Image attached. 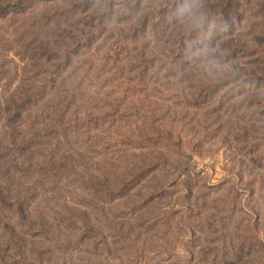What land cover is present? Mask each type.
I'll return each mask as SVG.
<instances>
[{"label": "rangeland", "instance_id": "rangeland-1", "mask_svg": "<svg viewBox=\"0 0 264 264\" xmlns=\"http://www.w3.org/2000/svg\"><path fill=\"white\" fill-rule=\"evenodd\" d=\"M232 2L234 26L225 34L247 45L236 58L210 46L213 21L211 30H203V19L210 18L206 5L220 0H144L142 10L154 15L147 40L135 32L121 40L120 60L112 51L108 62L112 43L100 40L59 67L55 87L66 80L67 87L80 88L84 103L60 148L69 163L60 182L43 176L58 146L43 131L49 132L59 97L41 87L54 70L42 57L48 43L71 42L81 17L43 2L36 13L0 20V178L7 200L21 203L25 212L20 217L0 205V264H264V0ZM161 10L167 18L162 23ZM195 12L203 31L180 49L172 33L192 24L183 15ZM144 50L153 77L149 89L125 93L120 77L134 75L127 60L136 56L142 69ZM233 63L257 78L227 82L208 98L207 86L200 87L199 106H187L183 74L196 70L199 78L215 79ZM171 74L177 78L162 80ZM11 99L25 112L15 145L5 128ZM151 116L163 118L173 141L136 138L147 128L144 117ZM143 145L164 157L132 190L113 197L90 179L107 175L112 185L124 159Z\"/></svg>", "mask_w": 264, "mask_h": 264}, {"label": "trees", "instance_id": "trees-1", "mask_svg": "<svg viewBox=\"0 0 264 264\" xmlns=\"http://www.w3.org/2000/svg\"><path fill=\"white\" fill-rule=\"evenodd\" d=\"M232 1L233 0H220V3L217 5H206L210 18L203 19V30L206 31V29H210V25L213 21L214 28L211 32L215 38L212 36L209 43L211 44L210 46L214 47L215 50L219 49L223 53L234 52L235 54H233L232 58H236L240 53L246 51L247 45L244 46V41L233 38L231 34H225L227 30L231 31L234 26L232 21V14H234ZM43 2L45 3V7L53 3L54 6L59 8V10L63 9L66 13L73 14L74 17H81L77 21V24H80L79 28H76L75 32L71 34V42L69 43L65 40H62V42H53L52 40L53 45L50 43L45 45L46 48L42 57V60L50 63L54 70L48 72V76H46L47 78L42 79L40 82L41 87H51L50 89L57 92V97H59L53 109V116L49 118L51 120L49 132L43 131L45 138H52V140L54 139L53 141L58 143L57 150L51 155L50 161L46 164V166L49 167V170L44 168L43 176L47 177L50 174L54 175L55 182H60L61 177L66 174L69 165L64 150L61 151L60 148L62 147L63 142H67L69 133L73 130L72 124L77 125L78 121H80V108L84 106V103L80 104L81 101L77 96L80 92V88L75 89V87H67L66 80H62L60 87H55L57 82L56 78L61 77L58 71L59 67L64 64H70L72 57H77L81 50L90 51L94 44L96 42L98 43L100 40L111 41L112 43L108 46V50H106L104 61L108 62V58H110V53L112 51L115 52L116 59L119 61L120 57L124 54V52H121V48L123 47L122 43L131 39V35L135 32H141L143 39L147 40V32L150 29V23L154 22V15L151 12L146 14L144 10H142L144 0H103L101 6L97 5L96 0H0V20H5L9 15L15 17L18 14L25 16L27 13H36L39 11ZM160 8L162 9L163 6L161 5ZM162 10L158 14L160 23L166 22L167 20V18L162 15L164 12ZM195 13L193 15H183L185 19L190 17L189 20H193L192 24H190V22H184L185 24H182L178 28L176 27L177 29L175 28L177 31L176 34L172 33L174 30L171 32L172 35L174 34L175 37L177 36L176 43L181 47L180 49L187 45H192L198 33L203 31H200V26H197L196 21H198L200 17ZM226 38L227 40H225ZM73 49L74 52L72 54L70 51ZM141 54L143 62L141 65L143 70L139 66L140 62L138 61V58L136 56L131 57L127 60L131 65V69L129 68L128 72L134 73V75L128 79L120 77L119 86L121 87L120 89L125 90V93L136 88H141L140 92L149 89L147 83L149 81L151 82L153 77L148 78L149 73L148 70H146V66H144L145 60L143 58H145L144 55H146L145 50ZM161 56L163 60H169L168 56H165L164 54ZM181 58L182 60L184 59L183 56H181L180 59ZM177 60L179 61V59ZM152 61L154 63L155 60L152 59ZM256 75L257 74L254 71L238 65L237 63L230 64L228 69L222 71V74L219 73L217 75L220 78H217L216 76L215 79H213L214 76L212 75L204 76V74L202 75L203 78H199V74L195 70L191 72L189 76L183 74V76L186 77L187 83L189 82L187 86L189 92L188 95H185L184 93L182 95L184 96L187 106L196 108L199 106L202 96L200 87L207 86L208 98L210 97L211 91H215L219 86L221 87V85L225 86L227 82H237L239 80L243 82L253 81L257 78ZM154 77L158 78V76L155 75ZM168 78H177V75H164L162 80ZM73 83L75 84L76 81ZM159 86L166 88L169 87V83L162 82ZM144 101H148V98ZM10 103L14 106V109L10 107L8 110H5V128L9 129L12 133L10 140L11 144L15 145L16 134L19 133L17 132V129L21 126L25 112H23L24 107L19 106L14 99H11ZM44 112L47 113L48 111ZM115 112L117 113V111ZM115 112H113V114H115ZM152 117L153 116L149 119L144 117L143 123H147V128L136 138L147 143L154 140L173 141V132L165 125V123H163V121H161L163 118L153 119ZM76 128L77 127L75 126L74 129ZM181 144L182 142H179V145ZM22 147L23 151L28 148L26 143H23ZM137 149H140L141 152L126 157L124 159L126 161L124 168L121 169L119 167L122 171V175H116L114 177V174H111L114 177V183H111L112 185L109 183L111 178L107 175H90V179L94 180V183L98 185L99 189L105 190V192H108L113 197L132 190L135 186L141 183L147 175L155 169V167H157V161L164 157V153L158 149L149 148L146 150L144 145L139 146ZM153 154L157 157L151 158V155ZM8 191L9 190L5 188L3 180L0 178V205L17 216L23 217L25 212L22 204L13 205L12 202H9L6 197Z\"/></svg>", "mask_w": 264, "mask_h": 264}]
</instances>
